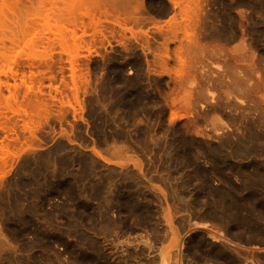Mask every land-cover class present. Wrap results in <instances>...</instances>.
I'll list each match as a JSON object with an SVG mask.
<instances>
[{"label":"rangeland","instance_id":"374dc122","mask_svg":"<svg viewBox=\"0 0 264 264\" xmlns=\"http://www.w3.org/2000/svg\"><path fill=\"white\" fill-rule=\"evenodd\" d=\"M0 76V264H264V0H0Z\"/></svg>","mask_w":264,"mask_h":264},{"label":"bare ground","instance_id":"6f19581e","mask_svg":"<svg viewBox=\"0 0 264 264\" xmlns=\"http://www.w3.org/2000/svg\"><path fill=\"white\" fill-rule=\"evenodd\" d=\"M19 1H20V0H19ZM155 1H156V0H155ZM69 2H70V1H68V4H69ZM8 3H9V2H8ZM10 3H11V2H10ZM18 3H19V2H18ZM21 3H23V2H21ZM64 3H65V1H64ZM70 3H71V2H70ZM66 4H67V3H66ZM111 4L113 5V3L110 2V5H111ZM115 4H117V3H115ZM70 5L72 6V4H70ZM100 5H101V4H100ZM100 5H99V6H100ZM71 6H70V7H71ZM118 6H119V5H118ZM64 7H65V5H64ZM67 7H69V6H67ZM73 7H74V6H73ZM73 7H72V8H73ZM109 7H110V6H109ZM114 7L116 8V6H114ZM104 8H105V7H104ZM124 8H125V7H124ZM64 9H66V8H64ZM64 9H63V10H64ZM112 9H113V7H112ZM116 9H117V8H116ZM118 9L120 10L121 8L118 7ZM69 10H70V8H69ZM71 10H72V9H71ZM74 10H75V8H74ZM102 10H103V9H102ZM102 10H101V11H102ZM114 10H115V9H114ZM114 10H113V11H114ZM64 11H65V10H64ZM104 11H105V10H104ZM109 11H110V10H109ZM115 11H117V10H115ZM124 11H125V10H124ZM127 11H128V10H127ZM68 12H69V11H68ZM125 12H126V11H125ZM64 13H67V12H64ZM64 13H63V14H64ZM71 13H72V11H71ZM112 13H115V12H112ZM126 13H127V12H126ZM126 13H125V14H126ZM137 13H139V12H136V14H137ZM68 14H69V13H68ZM105 14H106V12H105ZM115 14H116V13H115ZM123 14H124V13H123ZM64 15H65V14H64ZM75 15H76V14H74V16H75ZM100 15H101V14H100ZM106 15H107V14H106ZM67 16H69V15H66V16H64V17L67 18ZM90 16H91V15H90ZM97 16H99V15H97ZM97 16L94 15V17H97ZM113 16H114V14H113ZM117 16H118V15H117ZM70 17H71V15H70ZM75 17H76V16H75ZM75 17H74V18H75ZM107 17H108V15L106 16V18H107ZM114 17H115V16H114ZM142 17H143V16H142ZM80 18H81V17H80ZM91 18H92V17H91ZM91 18H90V19H91ZM97 18H98V17H97ZM101 18H102V17H101ZM101 18H99V19L101 20ZM134 18H135V17H134ZM140 18H141V16H139V19H140ZM68 19H69V18H68ZM75 19H76V18H75ZM107 19H108V18H107ZM107 19H106V20H107ZM100 20H99V21H100ZM137 20H138V17H137ZM67 21H68V20H67ZM73 21H74V20H73ZM80 21H81V19H80ZM75 22H76V21H75ZM91 22L95 23L94 19H93V21L91 20ZM101 22H102V21H101ZM81 24H82V23H79V26H80ZM74 25H75V24H74ZM95 25H96V24H95ZM62 26L64 27L65 25H62ZM75 26H76V25H75ZM82 26H83V24H82ZM65 27H67V26H65ZM65 27H64V28H65ZM76 27H77V26H76ZM84 27H85V25H84ZM77 28H79V27H77ZM74 30H75V29H74ZM71 31H72V30H71ZM74 33H75V32H74ZM75 36H76V35H75ZM80 37H81V36H80ZM60 39H61V38H60ZM64 39H65V38H63V40H64ZM80 39L82 40V38H80ZM61 40H62V39H61ZM63 40H62V41H63ZM65 42H66V39H65ZM63 43H64V42H63ZM60 44H61V42H60ZM10 69H11V68H10ZM0 77H1V76H0ZM1 80H2V79H1ZM2 83H3V81H2ZM0 84H1V83H0ZM0 86H1V85H0ZM1 87H2V86H1ZM252 143H253V142H252ZM251 145H252V144H251ZM97 152H98V151H97ZM98 153H99V155H100L102 158H105L100 152H98ZM121 163H122V162H121ZM233 215H234V214H233ZM235 215H236V214H235ZM233 217H234V216H233ZM237 217H238V216H237ZM216 237H217V238H221L220 235H216Z\"/></svg>","mask_w":264,"mask_h":264}]
</instances>
